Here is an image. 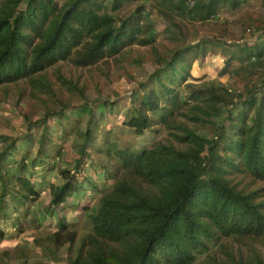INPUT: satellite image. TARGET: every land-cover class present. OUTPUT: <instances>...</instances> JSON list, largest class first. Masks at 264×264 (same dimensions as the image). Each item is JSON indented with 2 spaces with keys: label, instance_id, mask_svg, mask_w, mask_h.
Segmentation results:
<instances>
[{
  "label": "trees",
  "instance_id": "16d2710c",
  "mask_svg": "<svg viewBox=\"0 0 264 264\" xmlns=\"http://www.w3.org/2000/svg\"><path fill=\"white\" fill-rule=\"evenodd\" d=\"M249 1L161 0L166 10L159 11L207 21ZM147 3L0 0V85L33 79L58 62L87 68L127 47L154 44L159 30L152 18L153 6L147 7ZM174 28L168 26L166 31L174 34ZM204 43L183 45L167 59L161 58L150 84H141L143 94L127 110L123 123L139 135L156 124L172 127L181 101L175 87L185 83L190 94L183 105L190 99L196 101V119L200 118L197 110L208 116L221 115L224 106L220 103L230 106L213 138L186 130L176 135L184 146L159 142L136 149L120 146L117 141L95 146L96 152L109 157L104 176L115 178L111 185L102 187L94 178L81 174L88 169L86 149L96 143L99 123L92 115L94 109L83 105L79 111L88 116L80 114L74 121L68 106L62 105L48 114L51 116L30 123L29 128L36 127L38 134L35 155L25 152L12 159L19 149L17 139L0 135V236L3 238L8 225L23 232L30 217L36 227L48 219L50 215L40 208L39 200L41 191L49 189L51 212L68 199L79 197L81 191H101L95 203L83 208L82 221L88 230L82 247L88 242L87 255L78 249L70 264H192L196 252L208 253L210 244L220 237H263L264 200L255 199L256 191L232 185L225 173L231 167L264 182V94L253 86L235 103L232 96H218L213 88H197L187 82L190 66ZM245 48L261 57L264 40ZM209 101L214 106H207ZM108 103L100 108L112 107ZM50 117L63 136L76 133L82 138L79 156L64 167L60 163L70 158L63 156L62 145L50 128ZM86 118L94 128L81 127ZM53 169L61 181L51 179ZM77 240L74 223L62 221L56 231L36 242L56 253L67 244L72 248Z\"/></svg>",
  "mask_w": 264,
  "mask_h": 264
},
{
  "label": "rangeland",
  "instance_id": "374dc122",
  "mask_svg": "<svg viewBox=\"0 0 264 264\" xmlns=\"http://www.w3.org/2000/svg\"><path fill=\"white\" fill-rule=\"evenodd\" d=\"M151 6L152 18L159 30L154 44L127 47L118 55L87 68L58 62L36 74L33 79L0 85V135L16 138L19 145L12 159L20 158L25 152H31L32 155L37 153L38 134L36 127L32 130L29 128L30 123L51 116L48 114H53L62 105L68 106L67 111L74 121L78 115L84 114L79 111L83 105L89 104L94 109L92 115L99 123L95 133L96 143L89 144L86 149L84 159L88 169L81 174L94 178L102 187L111 185L115 178L104 176V163L108 156L96 152L95 146L103 147L108 141H117L120 146L131 145L136 149L159 142L184 146V143L179 144L176 135L184 134L186 130L208 139L213 138L230 106L220 103V106H224L221 115L208 116L197 110L200 118L196 119L193 112L196 101L190 99L188 104L183 105L190 94L185 83L175 87L181 101L175 110L178 111L172 127L156 124L139 135L123 123L127 110L143 94L141 84L146 82L149 85V78L160 65L161 58L167 59L170 53L183 45L202 44L205 41L204 49L198 52L197 59L190 66L191 75L187 82L193 83L197 88H213L218 96L222 93V96H232L235 103L244 98L247 89L253 86H257V90L264 94V88L261 87L264 82V55L258 57L245 48L247 45L261 44L264 40L263 0H250L236 9L219 12L216 20L207 21L192 20L175 11L160 13L159 10H166V5L161 0H148L147 7ZM168 26H175L174 34L166 31ZM191 57L193 58V54ZM105 101L112 103V107L109 105L100 108ZM199 104L202 102L199 101ZM206 104L214 106L210 101ZM49 122L54 136L62 145L64 158H70L60 163L64 167L68 161L79 156L77 150L82 138L76 133L63 136L56 121L51 118ZM94 126L95 124L88 125L87 118L81 124L84 129ZM2 139L0 138V151L3 148ZM53 170L51 179L59 182L57 170ZM225 176L238 189L256 191L257 201L264 200V182L231 167H227ZM100 194V190L81 191L79 197L68 199L51 212L49 189L42 190L39 205L50 217L38 227L35 226L33 217L28 218L23 232L8 225L3 238L0 236V264H70L71 258L80 248L85 257L89 245L87 242L82 247L88 230L82 221L83 208L84 205L95 203ZM62 221L73 222L78 232V240L72 248L67 244L55 253L50 247L36 242V239L42 240L43 235L56 231ZM210 245L208 253L196 252V259L192 264L264 262V236L259 239L226 236Z\"/></svg>",
  "mask_w": 264,
  "mask_h": 264
}]
</instances>
